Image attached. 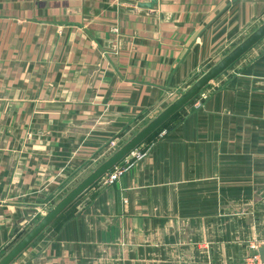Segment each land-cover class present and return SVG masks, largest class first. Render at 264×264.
Masks as SVG:
<instances>
[{
  "label": "crops",
  "instance_id": "0c3cea01",
  "mask_svg": "<svg viewBox=\"0 0 264 264\" xmlns=\"http://www.w3.org/2000/svg\"><path fill=\"white\" fill-rule=\"evenodd\" d=\"M150 1L0 0V259L264 23V0ZM204 92L14 264H244L264 239V40Z\"/></svg>",
  "mask_w": 264,
  "mask_h": 264
},
{
  "label": "water",
  "instance_id": "95a60500",
  "mask_svg": "<svg viewBox=\"0 0 264 264\" xmlns=\"http://www.w3.org/2000/svg\"><path fill=\"white\" fill-rule=\"evenodd\" d=\"M159 0L141 4L140 8L153 10ZM264 40V23L247 36L238 46L216 63L204 75L194 82L186 91L159 113L145 127L125 142L101 165L96 167L78 185L58 201L43 215L31 229L0 259V264H14L39 238L87 192L100 183L109 173L121 165L132 153L147 143L158 131L166 126L175 116L191 104L219 77L247 55L254 47ZM122 200V198H121ZM122 202V201H121ZM264 259V249L260 251Z\"/></svg>",
  "mask_w": 264,
  "mask_h": 264
},
{
  "label": "built area",
  "instance_id": "2783aa9c",
  "mask_svg": "<svg viewBox=\"0 0 264 264\" xmlns=\"http://www.w3.org/2000/svg\"><path fill=\"white\" fill-rule=\"evenodd\" d=\"M201 98V101L198 102L197 106H201V103L208 98L206 92H203L201 95L198 96ZM167 134V131H162L160 137H164ZM138 151V150H137ZM137 151L131 154L129 157H137ZM128 157V158H129ZM127 158V159H128ZM127 159L125 161H127ZM129 166H118L115 170L109 173L102 181L105 185L111 186L117 183L129 170ZM49 209L44 208L40 215H45V213ZM264 249V239L262 241H256L249 245V250H251V254L246 257L244 264H264V259L262 258L260 251Z\"/></svg>",
  "mask_w": 264,
  "mask_h": 264
},
{
  "label": "rangeland",
  "instance_id": "374dc122",
  "mask_svg": "<svg viewBox=\"0 0 264 264\" xmlns=\"http://www.w3.org/2000/svg\"><path fill=\"white\" fill-rule=\"evenodd\" d=\"M226 56V55H225ZM147 123H145V124H143V126L142 127H140V128H138V129H135V131L131 134V136L127 139V141L129 140V139H131L137 132H139L145 125H146ZM126 141V142H127ZM123 145V144H122ZM121 145V146H122ZM120 146V147H121ZM119 147V148H120ZM118 147L117 148H113L112 150H111V152L109 153V154H104L101 158H99V160H97V162L94 164V165H92L84 174H82L81 176H78L77 178H75V179H73L72 180V182H71V184L66 188V190L64 191V193L62 194V196L60 197V199L62 198V197H64L69 191H71L76 185H78L79 184V182H81V180L82 179H84L86 176H88L89 174H90V172H92L96 167H98L100 164H102L109 156H111L117 149H119ZM58 202V201H57ZM56 202V203H57ZM55 203V204H56ZM53 206V205H52ZM52 208V207H51ZM50 210V209H49ZM43 215H40V217L39 218H41ZM38 218V219H39ZM38 219H37V221H38ZM36 222H34V224H35ZM33 224V225H34ZM33 225L30 227V228H32L33 227ZM29 228V229H30ZM29 229H27L26 231H28ZM26 234V232L24 233V235ZM23 237V236H22ZM21 237V238H22ZM20 238V239H21ZM20 239H18L14 244H12L11 245V247H10V249L20 240ZM9 249V250H10ZM8 250V251H9Z\"/></svg>",
  "mask_w": 264,
  "mask_h": 264
},
{
  "label": "trees",
  "instance_id": "16d2710c",
  "mask_svg": "<svg viewBox=\"0 0 264 264\" xmlns=\"http://www.w3.org/2000/svg\"><path fill=\"white\" fill-rule=\"evenodd\" d=\"M163 128H164V127H163ZM163 128H162V129H163ZM160 131H161V130H160ZM160 131H158V132H157L152 138H154L156 135H158V133H159ZM152 138H151V139H152ZM151 139H150V140H151Z\"/></svg>",
  "mask_w": 264,
  "mask_h": 264
}]
</instances>
